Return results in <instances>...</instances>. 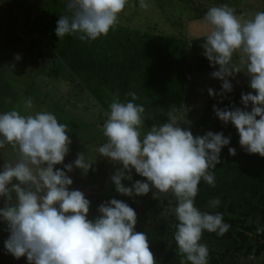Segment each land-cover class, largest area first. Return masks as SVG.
<instances>
[{
  "label": "clouds",
  "instance_id": "1",
  "mask_svg": "<svg viewBox=\"0 0 264 264\" xmlns=\"http://www.w3.org/2000/svg\"><path fill=\"white\" fill-rule=\"evenodd\" d=\"M129 0H67L55 29L59 39L67 35L81 41L107 36L119 23ZM139 6L147 9L146 0ZM206 22L212 30L202 44L203 55L215 68L211 76L222 81V91L209 88L211 96L233 90L228 79L244 72L250 77L252 92L241 94L244 108L221 109L216 116L235 126L239 144L249 154L264 157V11L243 19L228 4L211 7ZM16 60L21 59L17 55ZM131 100L112 98L110 112L102 126L106 142L92 149L95 157L81 152L74 162L63 164L70 151V128L51 112L22 115L17 109L0 113V223L6 225L5 249L28 264H157L146 233L136 231L137 212L126 202L112 198L98 206L95 219L89 218L91 201L73 189L68 175L78 168L84 175L93 171L97 154L114 164H122L111 180L115 190L129 197L152 192L153 199L171 193L175 206L165 209L178 223L174 239L178 254L190 264H210L207 244L201 243L205 231L223 236L230 225L221 213L202 212L195 205L199 185L215 187L214 169L221 163V151L231 142L223 132L194 135L182 127L183 113L170 108L167 119L144 131L145 107ZM251 105V110H246ZM33 106L27 99L24 109ZM259 117V118H258ZM10 150L11 157L3 152ZM235 156L236 149L228 148ZM66 169L67 171H65ZM135 173L146 180H135ZM155 189V191H152ZM216 198L212 208L220 205ZM184 264V261H181Z\"/></svg>",
  "mask_w": 264,
  "mask_h": 264
},
{
  "label": "rangeland",
  "instance_id": "2",
  "mask_svg": "<svg viewBox=\"0 0 264 264\" xmlns=\"http://www.w3.org/2000/svg\"><path fill=\"white\" fill-rule=\"evenodd\" d=\"M66 3L67 0H0V113L13 109L19 110L22 115L51 112L60 123L67 124L72 144L63 164L56 165L58 169H63L64 164L74 162L78 153L83 152L88 157L96 156L92 149L106 142L101 129L112 102V98L104 96L107 97L105 105L100 104L99 98L93 92L94 83L91 87L83 77L72 75L63 59L50 47L51 43L43 39L39 32L42 24H51L52 17L57 19L65 14ZM146 3L149 7L142 9L139 0H129L117 26L138 34L148 33L178 39L190 45L185 63L187 78L183 101L170 107L178 108L183 113L182 127L189 129L202 115L207 101L213 97L209 95L208 89L212 88L217 93L222 91V81L211 76L219 68L203 73L197 71L198 59L204 56L205 50L202 44L191 45L193 40L207 36L212 30V26L205 20L207 11L213 6L228 4L235 9L236 15L249 19L257 12L264 11V0H146ZM17 55L21 59L16 60ZM228 79L233 90L250 88V77L244 72ZM99 92L102 90L97 93ZM27 99L33 101V106L25 111L24 102ZM167 112L157 114L159 119H153V123V117L145 115L147 121L144 131L150 130L153 124L165 122ZM163 115L164 121L160 117ZM229 136L231 142L222 149L221 162L225 159L239 161L248 154L239 144L238 133L230 132ZM229 147L236 149L235 156L229 154ZM3 155L10 158V150L3 152ZM98 162L101 163V168H97L99 172L93 170L84 175L80 169L75 168L68 173L74 181L71 188L81 190L86 195L89 194L86 191L90 190L94 195L106 197L107 200L116 198L127 204L132 203L142 218H146V210L151 205V200H156L161 205L166 201L169 203L171 193L159 200L153 199L152 192L134 197L118 193L111 175L122 164H114L108 158L97 154L93 168H96ZM3 163V157H0V170ZM132 175L133 181H123L125 186H131L135 180H146L137 175L134 169ZM114 193L115 196H111ZM229 198L234 203V215L237 218L230 230L233 234L244 237V243L240 244L243 250L238 257L228 256L223 263L220 256L232 251L236 244L233 241L201 240V243L208 246L210 264H264V214L261 210L253 211L252 207L245 206L239 194H233ZM3 205V199H0V207ZM169 206L174 207L175 203L170 201L167 208ZM215 208H219V205ZM8 235L6 225L0 223V264H28L26 257L16 259L7 252L4 241ZM248 247L250 249L247 251ZM184 263L190 264L185 258Z\"/></svg>",
  "mask_w": 264,
  "mask_h": 264
},
{
  "label": "trees",
  "instance_id": "3",
  "mask_svg": "<svg viewBox=\"0 0 264 264\" xmlns=\"http://www.w3.org/2000/svg\"><path fill=\"white\" fill-rule=\"evenodd\" d=\"M59 18L52 17L51 24H42L39 32L43 39L51 43L50 47L63 59L72 75L83 77L91 87L94 83L93 92L99 98L100 104L105 105L107 97L104 96L113 98L116 94H119L121 102H127L131 100L127 93L135 92L138 96L135 103L145 107L144 115L152 116L153 123V119H159L157 114L160 115L183 101L187 78L185 63L190 46L188 43L148 33L138 34L119 26L107 36H101L95 41H81L72 35L60 40L54 35ZM205 41L206 36L193 40L191 45L203 44ZM218 68L219 66L214 68L205 56L198 59L196 66V70L202 73ZM98 90L102 92L97 93ZM252 91L247 87L232 90L223 96L211 97L202 115L189 129L194 135L212 131L223 132L228 137L230 132L238 133L233 124L229 122L225 125L216 116L214 105L221 109H233V106L244 108L241 94ZM246 110L250 111L251 105ZM160 117L164 121V115ZM213 171L215 187L201 182L195 198L196 207L202 212L221 213L223 221L230 225V228L237 219L234 215V203L229 198L233 194H239L245 206L252 207L253 211L261 210L264 214V157L248 153L239 161L231 162L225 159ZM86 197L91 201L89 218L95 219L99 214L98 206L108 200L94 194H87ZM216 198L221 201L219 208L210 207L209 202ZM170 201L176 203L173 195ZM169 203L166 201L161 205L156 200H151V205L146 210V218L137 214L136 231L147 234L150 250L154 253L157 264H181V261H184V257L178 254L174 239L178 221L174 215L164 214ZM129 205L135 208L134 204ZM230 228L223 236L205 231L202 237L204 241H233L236 244L232 251L220 256L223 263L228 256L238 257L243 250L240 244L244 243V237L241 234H233ZM249 249L248 247L247 251Z\"/></svg>",
  "mask_w": 264,
  "mask_h": 264
},
{
  "label": "crops",
  "instance_id": "4",
  "mask_svg": "<svg viewBox=\"0 0 264 264\" xmlns=\"http://www.w3.org/2000/svg\"><path fill=\"white\" fill-rule=\"evenodd\" d=\"M99 162L96 164V168H94V172H99L98 170H97V168H101V163L99 164ZM87 192H89V194H93L90 190H88V191H86V193ZM110 194V193H109ZM115 194L116 193H114L113 195H111V196H115ZM110 197V196H109ZM104 198H106V197H104ZM111 199V198H110ZM148 200V199H147ZM151 200V199H150Z\"/></svg>",
  "mask_w": 264,
  "mask_h": 264
}]
</instances>
